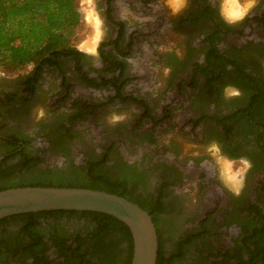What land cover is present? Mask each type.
Masks as SVG:
<instances>
[{"label": "flooded vegetation", "instance_id": "af4514ba", "mask_svg": "<svg viewBox=\"0 0 264 264\" xmlns=\"http://www.w3.org/2000/svg\"><path fill=\"white\" fill-rule=\"evenodd\" d=\"M91 1L102 30L96 46L101 64L85 75L79 70L90 54L83 51L73 60L91 87L108 86L110 91L104 102H78L74 118L65 122L62 80L50 113L32 125L31 107L46 93L45 75L61 71L62 59L71 56L33 64L13 83L1 77L0 186L20 170V160L31 158L37 167L47 162L83 167L108 156L109 172L132 175L139 201L155 210L159 249L172 264H264V0H234L233 8L226 0H186L178 14L171 13L167 0ZM248 2L252 6L236 19ZM179 45L186 53L182 61L175 55ZM155 52L169 75L180 68L186 72L156 108L132 90L138 74L129 59L138 53L143 63L154 62ZM131 104L138 116L124 128L97 120L105 107ZM86 118L93 122L85 125L89 128L76 125ZM94 125L102 134L99 144L85 134ZM165 131L175 133L169 138L171 155L158 147ZM73 139L84 146L81 161L67 159ZM122 139H134L139 148L149 145L154 152L141 156L138 149L130 159L118 146ZM186 143H213L226 160H246L242 180L236 186L227 182L212 157H183L179 150ZM36 217L40 222L34 224L25 218L0 222V264H57L62 256L52 260L46 250L36 256L22 247L41 251L52 245L58 256L54 243L69 244L85 230L44 227L48 217ZM12 220H22L20 230H6ZM161 222L180 232L172 252L163 242Z\"/></svg>", "mask_w": 264, "mask_h": 264}, {"label": "trees", "instance_id": "16d2710c", "mask_svg": "<svg viewBox=\"0 0 264 264\" xmlns=\"http://www.w3.org/2000/svg\"><path fill=\"white\" fill-rule=\"evenodd\" d=\"M81 23L82 14L76 0H0V68L16 71L31 64L55 61L56 57L62 55H70L72 58L84 56L85 52L73 44ZM108 159L106 156L98 163L88 161L81 169L69 167L76 175L70 178L60 175L59 172L50 176V168L43 169L40 175L20 181H10L7 177L0 189L27 185L92 188L124 196L150 211L135 194L132 175L124 172L112 174L105 166ZM31 161V158L25 163L20 160L17 165L20 170L35 169L36 163ZM80 172L85 175L80 176ZM154 213L155 210L150 211L151 216ZM38 214L47 217L80 216L86 219L85 230L77 233L73 242L54 243L58 257L63 258L57 264H130L133 253L131 231L124 222L106 213L79 210L41 211L12 215L0 222L25 218L34 224L40 222L36 217ZM121 244H124L123 248H120ZM22 248L25 253L36 256L46 250L38 251L34 245ZM2 252L0 249V253ZM172 263L173 260L165 259L159 249L156 264Z\"/></svg>", "mask_w": 264, "mask_h": 264}, {"label": "rangeland", "instance_id": "374dc122", "mask_svg": "<svg viewBox=\"0 0 264 264\" xmlns=\"http://www.w3.org/2000/svg\"><path fill=\"white\" fill-rule=\"evenodd\" d=\"M78 8L82 14V23L80 27L76 31L75 40L73 44L80 50L87 52L89 55V58H85V61H83V67L81 72L85 73V75L88 74V72H95L96 67L101 64V60L99 58L98 53L96 52V46L100 42L102 38V30L100 27V20L98 19V16L96 14L95 6L91 0H76ZM88 2V3H86ZM227 5H230L231 8L235 7L234 0H226ZM236 3V1H235ZM228 6V7H230ZM99 32V39L97 41V44L94 48V50H86L82 48V43L87 40L90 37H95ZM181 42L178 40L177 44H180ZM182 45V44H180ZM180 45L177 48V52L175 53L176 57L182 61L186 55L184 50L180 49ZM155 55H157V58H151L153 61H150L147 63L142 62V56L138 53H133L129 56V59L132 62L133 69L135 73L138 74L136 81V84H138L134 89L135 92H137L138 95L141 97L144 96L151 102H155V108L156 105L165 103L169 97H167L169 94H173L175 92V84L176 81L183 79L184 76H186V72L184 69H176L175 73H171V75L168 74L169 67L168 65H160L158 60L159 53L155 52ZM195 56V55H194ZM197 55L195 58H198ZM194 58V59H195ZM158 59V60H157ZM157 61V62H155ZM145 64V65H144ZM33 64L28 65L20 70L16 71H6L0 68V78H6L8 83L15 82V79L19 76V74H22L26 70H29V68L32 67ZM148 65L150 67H148ZM78 67V66H77ZM61 71L58 73L56 70H51L47 75H45V78L43 79L44 86L46 87V93H43L38 99L37 102L31 107V118H32V125L45 119L48 114L50 113L53 96H56L57 94H61V83L62 80H64L65 87H63V93H64V100L62 103H60V111L63 112V120L65 122H69V120L72 121L74 118L73 111L77 108L78 102H83L82 100H88L90 102H101L105 101L110 89L108 86H100V87H91L89 85V81H87L85 78H81L83 75H80L76 71V65L74 64V60L72 57L70 58H63L61 61ZM147 69V72H146ZM61 82V83H60ZM227 92L231 93L233 92L232 89H227ZM77 105V106H76ZM113 115L121 116L122 119L113 121L112 117ZM138 116V110L131 104L129 106H122L112 105L111 107H105L104 111L99 116V119L102 120L106 124H110L112 127L117 128H124L127 124H130L135 120V118ZM74 122H71L73 124ZM91 120L89 118H86L83 122H77L76 125L80 124L81 126H84L86 128H89L88 126H85L86 124H92ZM93 125V124H92ZM98 125H94L92 129H87L85 131V134L89 139L95 140L96 144H99L102 141V134L101 132H97ZM174 131H165L162 133V143H158V147L162 149L164 152H168V154H173L170 145V137L174 136ZM121 141V142H120ZM118 146L120 147L121 152H126L131 157L130 159H135L137 156L136 151L139 149L141 151V156H147L149 154H153V149L149 145H141L139 148L136 145V142L134 139H129V141L125 140H119ZM35 143H39V140H35ZM122 143V144H121ZM71 144L74 146L72 147V151H70L69 155H67L68 160H72L73 158L76 159V161L80 160L81 152L84 150V146H81L79 144L78 140L73 139ZM156 147V146H154ZM180 154H183L184 156H187V159H193L194 157L200 158V160H203L202 157H212L215 160V163L217 165V168L219 172L224 176V178L229 182L231 185L236 186L238 182L242 180V177L244 176L248 162L246 160H236V161H228L225 158L221 157L219 155L218 149L215 146V144H209V145H192L190 143L184 144L183 148L179 150ZM57 158H52V163H54V160L56 162ZM83 164V163H81ZM50 163H46L44 165H40L36 167L35 169H24L19 170L17 172H14L9 180L10 181H20L23 178H29L32 176L40 175L41 171L43 169H52V173L50 176H53L55 173H61L60 175L64 177H75L70 170L69 167L65 164L60 165L59 167L53 165L50 166ZM84 166V165H83ZM73 168V167H72ZM76 168V167H74ZM81 169V167H78ZM78 175V174H77ZM84 176L82 172H80V176ZM233 182V183H232ZM161 234L163 237V242L169 252H172L175 249L174 241L179 236V231H175L170 227L168 224L161 222ZM86 225V219L84 217L80 216H63V217H57V216H50L46 219L45 223L42 224L44 227H55V226H63L67 229H80L84 230V226ZM22 226V220H12L9 221L6 229L9 232L18 231L21 229ZM124 244L120 245V248H123ZM46 254L49 256L50 259H56L57 252L52 248V245L46 246ZM58 261V260H57Z\"/></svg>", "mask_w": 264, "mask_h": 264}, {"label": "water", "instance_id": "95a60500", "mask_svg": "<svg viewBox=\"0 0 264 264\" xmlns=\"http://www.w3.org/2000/svg\"><path fill=\"white\" fill-rule=\"evenodd\" d=\"M95 211L124 222L133 239L130 264H156L159 236L151 214L124 196L104 190L67 186H14L0 189V220L30 212Z\"/></svg>", "mask_w": 264, "mask_h": 264}, {"label": "clouds", "instance_id": "9594fccd", "mask_svg": "<svg viewBox=\"0 0 264 264\" xmlns=\"http://www.w3.org/2000/svg\"><path fill=\"white\" fill-rule=\"evenodd\" d=\"M167 3H168V7H169L171 13L172 14H178L185 7L186 0H167ZM251 6L252 5H251L250 2L243 4L240 7V10H239V12H238V14L236 16V19L242 18V16L244 15V13ZM230 94L234 95L236 93L233 91ZM119 119H122V117L121 116H116V115H113V117H112V120L113 121H116V120H119Z\"/></svg>", "mask_w": 264, "mask_h": 264}, {"label": "bare ground", "instance_id": "6f19581e", "mask_svg": "<svg viewBox=\"0 0 264 264\" xmlns=\"http://www.w3.org/2000/svg\"><path fill=\"white\" fill-rule=\"evenodd\" d=\"M88 3V2H86ZM101 32H99L95 37H90L88 38L87 40H85L81 45H82V48L83 49H86V50H94L96 44H97V41L99 39V35H100Z\"/></svg>", "mask_w": 264, "mask_h": 264}]
</instances>
